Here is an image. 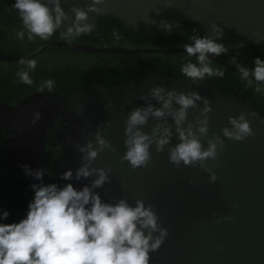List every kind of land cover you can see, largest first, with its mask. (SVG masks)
Here are the masks:
<instances>
[{
    "label": "water",
    "instance_id": "obj_1",
    "mask_svg": "<svg viewBox=\"0 0 264 264\" xmlns=\"http://www.w3.org/2000/svg\"><path fill=\"white\" fill-rule=\"evenodd\" d=\"M92 3L93 0H60L68 17L62 18L61 28L73 26L72 8L77 7L87 12V19L81 24L91 23V31L98 29L101 15L114 16L134 30L140 22L159 30H165L167 23L168 30H173L191 21L203 24L207 36L215 35L212 28L215 24L222 33L216 40L227 50L264 44V0H102L97 5L99 10H89ZM49 45L113 53H186L184 47L131 49L62 40H53ZM207 55L240 73L237 66ZM21 58L26 56L0 53V60ZM155 86H162L165 94L169 90L200 94L201 99L187 110L181 126L187 129L191 123L205 148L210 139L219 137L223 147L217 144L215 159H206L203 166L200 162L194 165L181 162L179 166L171 163L168 150L179 139L173 117L166 115L149 116L145 124L137 126L150 134L154 128L169 126L172 136L164 150L157 152L155 143L150 145L151 159L143 167L133 168L127 160H121L127 148L124 140L128 114L149 103L161 106L162 102L150 94ZM204 98L209 106L206 113L201 112ZM173 107L179 105L173 101ZM241 112L249 120L253 134L242 140L225 137L222 129L232 127L229 117H239ZM204 116L208 118V131L200 134L197 125ZM58 120L62 128L56 127ZM0 124L9 134L3 144L11 158V180L21 178L17 193L39 183L41 178L26 175L21 165L27 164L32 172L44 169L41 155L45 152L48 132H52L61 150L62 172L72 169L70 182L77 188L91 184L95 178L93 174L75 179L76 170L87 162L80 148L89 142L98 147L96 135L103 136L109 146L98 153L89 167H103L108 179L94 191L111 203L124 198L135 205L138 199L143 200L145 206L152 205L158 222L167 229L159 248L150 252V264H264V115L237 94L223 93L213 79L204 77L193 82L188 77L177 79L152 74L126 84H98L68 94L36 91L15 104L0 102Z\"/></svg>",
    "mask_w": 264,
    "mask_h": 264
},
{
    "label": "clouds",
    "instance_id": "obj_2",
    "mask_svg": "<svg viewBox=\"0 0 264 264\" xmlns=\"http://www.w3.org/2000/svg\"><path fill=\"white\" fill-rule=\"evenodd\" d=\"M102 0H93L89 10H99ZM12 8L16 10L27 38L38 36L47 40L54 31L60 28L62 18L67 15L60 5V0H13ZM75 21L73 26L67 27L61 33L66 40L79 37L92 29L91 23H83L87 19V12L73 7ZM170 24H165V30ZM214 36H190L191 43L183 45L189 57L195 56L194 62L184 63L180 71L184 77L193 82L198 79L214 76H224L220 68H213L208 62V55L220 56L227 51L223 43L217 42L216 37L222 35L215 24L212 25ZM75 29V30H74ZM16 35L23 39L25 31ZM195 33V30H193ZM115 31L113 35H115ZM119 39V36H116ZM233 63L235 61L233 60ZM20 65L16 75L19 81L31 85L33 83L29 70L36 68L35 59L19 60ZM241 73L240 79L251 85L256 82L255 91H264V59L254 57L251 68L237 65ZM54 81H42L38 90L52 91ZM151 96L161 101L160 107L148 104L146 107H136L127 116L126 139L127 146L121 160H127L133 168L146 166L151 159L150 145L155 143V150L161 152L169 143L172 132L170 127L154 128L152 133H146L137 127L147 122L149 116L164 117L170 115L176 125L179 142L169 147L168 159L179 166L194 165L206 159L217 157V144L223 147V142L217 137L210 139L205 148L192 124L187 129L181 125L187 118V110L196 106L201 96L196 91L176 92L169 90L166 94L162 86L150 89ZM143 98V97H142ZM173 101L179 105L173 107ZM202 113L209 111L207 98ZM37 117L39 113L36 114ZM251 115V114H250ZM231 129H222L225 137L242 140L253 134L250 122L241 112L239 117H229ZM197 131L207 134L208 118L204 116L198 122ZM98 147L89 142L82 146L84 159L87 161L75 172V179L87 178L95 174L91 184L77 188L70 181L73 179L72 169L61 173L64 181L62 186L57 183H32V198L27 202L26 212L18 220L6 222L10 215L7 208L0 207V264H150V252L159 248L167 236V229L158 222V216L152 205L145 206L143 200L138 199L135 205L121 198L115 203L107 202L94 191L103 186L108 179L107 171L101 168H91L89 165L98 153L109 146V142L99 133L96 135ZM26 175L43 178L46 169L32 172L27 164L21 165ZM207 170V169H206ZM211 179H215L212 174ZM155 233H158L154 235Z\"/></svg>",
    "mask_w": 264,
    "mask_h": 264
},
{
    "label": "trees",
    "instance_id": "obj_3",
    "mask_svg": "<svg viewBox=\"0 0 264 264\" xmlns=\"http://www.w3.org/2000/svg\"><path fill=\"white\" fill-rule=\"evenodd\" d=\"M12 3L13 0H0V53L26 56L25 60L35 59L36 68L29 70L33 83L27 85L20 82L16 75L18 69L26 68V65H20L19 61L0 60V102L6 104H15L18 99L40 91L38 86L46 79L54 81L53 92L68 94L98 84H126L142 75L160 74L181 79L185 78L180 71L181 66L189 61L196 62L195 56L189 57L187 53L84 51L49 45L53 40L99 47L162 49L183 47L185 43L192 42L189 38L193 34L206 35L203 24L191 21H185L173 30H159L154 25L140 22L138 29L134 30L114 16L101 15L98 18L97 30L81 34L70 41L62 37L61 33L66 29H62L61 26L47 40H42L38 36L29 40L16 10L12 8ZM21 30L25 31L23 39L16 35ZM117 35L119 39L116 38ZM45 46L46 48H43ZM257 56L264 59V44H246L215 57L234 66L243 65L251 68L253 59ZM208 62L213 68L224 71L223 77H209L223 93L229 96L237 94L264 115V91H255V81L251 85H246L237 71L230 70L226 65L209 57ZM55 125L62 128V122L59 120ZM8 135L0 124V207L9 209L10 215L6 222H11L25 214L27 202L32 198L33 192L31 189L16 192L20 180H11V158L3 144L4 138ZM60 154L58 142L52 136V132H48L45 152L41 155L43 168L47 171L39 183H57L62 186L68 182L61 177Z\"/></svg>",
    "mask_w": 264,
    "mask_h": 264
},
{
    "label": "flooded vegetation",
    "instance_id": "obj_4",
    "mask_svg": "<svg viewBox=\"0 0 264 264\" xmlns=\"http://www.w3.org/2000/svg\"><path fill=\"white\" fill-rule=\"evenodd\" d=\"M17 179H19V180L21 181V178H16V179H14V180H17Z\"/></svg>",
    "mask_w": 264,
    "mask_h": 264
},
{
    "label": "rangeland",
    "instance_id": "obj_5",
    "mask_svg": "<svg viewBox=\"0 0 264 264\" xmlns=\"http://www.w3.org/2000/svg\"><path fill=\"white\" fill-rule=\"evenodd\" d=\"M16 53V52H15Z\"/></svg>",
    "mask_w": 264,
    "mask_h": 264
}]
</instances>
